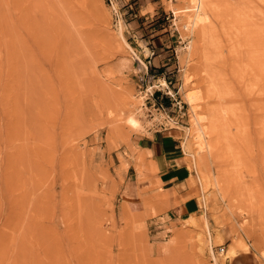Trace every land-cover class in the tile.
Here are the masks:
<instances>
[{
  "label": "rangeland",
  "instance_id": "374dc122",
  "mask_svg": "<svg viewBox=\"0 0 264 264\" xmlns=\"http://www.w3.org/2000/svg\"><path fill=\"white\" fill-rule=\"evenodd\" d=\"M214 1L203 53L189 0H0V264H264V0ZM158 134L191 216L139 146Z\"/></svg>",
  "mask_w": 264,
  "mask_h": 264
},
{
  "label": "crops",
  "instance_id": "0c3cea01",
  "mask_svg": "<svg viewBox=\"0 0 264 264\" xmlns=\"http://www.w3.org/2000/svg\"><path fill=\"white\" fill-rule=\"evenodd\" d=\"M140 148L146 154L150 163L157 169V180L164 191L171 195L169 200V214L175 217H188L198 211L199 203L194 196L185 199L184 196L191 190V172L185 163L182 144L177 139L169 138L166 134H158L155 139H143L139 142ZM233 264H256L253 258L241 255Z\"/></svg>",
  "mask_w": 264,
  "mask_h": 264
},
{
  "label": "bare ground",
  "instance_id": "6f19581e",
  "mask_svg": "<svg viewBox=\"0 0 264 264\" xmlns=\"http://www.w3.org/2000/svg\"><path fill=\"white\" fill-rule=\"evenodd\" d=\"M189 1L193 2L192 6L187 5L183 11L186 12V11H190L193 9L195 10L193 13V17L191 19L192 20L191 21L192 26L196 28V31L193 34L196 35V38H197L196 44H197L198 49H201L203 53H206L209 49V45H207V43H208V41H210L212 39L213 33H214L213 21L215 22L216 20H219V19L222 20L221 9L218 7V4H216L214 0H189ZM187 48L188 49L192 48V42H190V45H187ZM190 96L191 97L189 99H192V100L198 99L197 95H195V93L190 94ZM195 116H196V114H195ZM200 116L197 118V120H198L197 122L199 125V129L201 131L200 135H202L203 133H205V130L201 124V121L204 119V117L203 116L200 117ZM128 120L131 123V125H133L135 127L140 125L139 119L137 117H135L134 115H130L128 117ZM197 122H196V124H197ZM187 219H189L192 224L196 223L194 221L195 219L193 217L187 218ZM248 248H249L248 245L246 243H244L241 238H236L232 241V243H230V247L227 250V256L233 257V256L237 255L238 253H241L243 251H247ZM222 251H224V250H222ZM214 257H215V260L217 261V257L215 254H214Z\"/></svg>",
  "mask_w": 264,
  "mask_h": 264
},
{
  "label": "built area",
  "instance_id": "2783aa9c",
  "mask_svg": "<svg viewBox=\"0 0 264 264\" xmlns=\"http://www.w3.org/2000/svg\"><path fill=\"white\" fill-rule=\"evenodd\" d=\"M225 249V247H221V250H224Z\"/></svg>",
  "mask_w": 264,
  "mask_h": 264
}]
</instances>
